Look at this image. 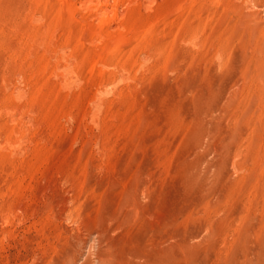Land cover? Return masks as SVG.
Segmentation results:
<instances>
[{"label":"rangeland","instance_id":"rangeland-1","mask_svg":"<svg viewBox=\"0 0 264 264\" xmlns=\"http://www.w3.org/2000/svg\"><path fill=\"white\" fill-rule=\"evenodd\" d=\"M0 264H264V0H0Z\"/></svg>","mask_w":264,"mask_h":264},{"label":"bare ground","instance_id":"bare-ground-1","mask_svg":"<svg viewBox=\"0 0 264 264\" xmlns=\"http://www.w3.org/2000/svg\"><path fill=\"white\" fill-rule=\"evenodd\" d=\"M101 7H102V6H101ZM103 15H104V16H103ZM103 15H102L103 17H106L105 14H103Z\"/></svg>","mask_w":264,"mask_h":264}]
</instances>
